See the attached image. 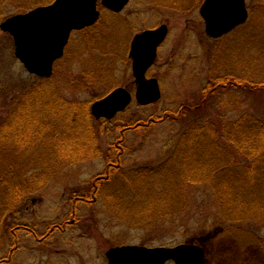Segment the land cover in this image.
Listing matches in <instances>:
<instances>
[{"label":"rangeland","instance_id":"1","mask_svg":"<svg viewBox=\"0 0 264 264\" xmlns=\"http://www.w3.org/2000/svg\"><path fill=\"white\" fill-rule=\"evenodd\" d=\"M204 1L131 0L116 15L103 11L98 25L73 33L48 80L28 73L14 55L12 37L0 28V125L12 116L20 120L14 112L24 97L21 118L31 115L36 124L31 132L37 136L34 144L21 147L8 141L17 125L0 130V264H108L106 254L115 247L179 244L201 245L207 264H264V160L241 165L246 160L240 153L245 144L257 146L261 138H243L235 149L226 135L245 115L264 120V0H246L248 22L213 40L206 37L200 14ZM52 2L0 0V24ZM162 24H168L170 34L147 75L159 80L160 101L146 106L134 101L111 121L93 119L83 132L68 117L53 116V93L66 102H85L87 109L120 87L135 94L131 42L136 34ZM230 74L248 81L216 89L217 97L210 99L212 82L226 83ZM37 98L38 104L28 101ZM50 114L41 127L39 121ZM92 139L101 151L97 157L61 165L66 154L72 160L90 157ZM175 150L185 159H175L174 171L181 161L208 173L188 182L181 177L186 191L177 199L182 201L168 209L169 198L153 192L163 189L165 176L145 172L166 163ZM119 158L124 170L142 173L143 180H115L105 199L99 197L94 206L81 204L82 194H91L87 187ZM235 159L241 164L231 166ZM43 165L55 166L52 177L8 210L11 174L21 171L23 177L24 170L34 173ZM230 181L233 185L226 188ZM137 188L146 194L139 197ZM156 201L159 212L153 220L134 214Z\"/></svg>","mask_w":264,"mask_h":264},{"label":"water","instance_id":"2","mask_svg":"<svg viewBox=\"0 0 264 264\" xmlns=\"http://www.w3.org/2000/svg\"><path fill=\"white\" fill-rule=\"evenodd\" d=\"M98 0H56L52 5L39 7L26 14L15 15L0 24L15 43V55L31 73L50 78L54 64L63 57L71 33L93 26L100 18ZM129 0H102V4L120 12ZM206 21V31L214 38L222 37L244 24L249 13L245 0H206L201 9ZM168 27L145 31L135 37L131 57L134 59V75L138 83L137 101L150 105L161 99L157 79H146L148 69L154 64L158 47L168 35ZM132 103L131 94L124 88L112 92L92 107L98 118L112 119L125 111ZM109 264H206L205 252L196 244L175 247L148 248L124 246L107 253Z\"/></svg>","mask_w":264,"mask_h":264},{"label":"trees","instance_id":"3","mask_svg":"<svg viewBox=\"0 0 264 264\" xmlns=\"http://www.w3.org/2000/svg\"><path fill=\"white\" fill-rule=\"evenodd\" d=\"M213 85H214V89L218 88L219 86H221V82H219L218 80H214L213 81ZM262 85V84H261ZM249 89V87H248ZM31 91V90H30ZM215 91V90H214ZM213 90H211V93L213 92ZM30 95V94H29ZM28 95V96H29ZM25 96V95H24ZM211 96V94H210ZM24 98V97H23ZM23 98H21L20 101H18V109L14 112L17 113L18 116H20V120L19 119H12L11 120H7L2 122V124L0 125V130L2 129L3 126L7 127L8 129H11L13 127H17L14 130L15 135H11L8 139V141H10V144L15 143V144H19L18 146L22 145L26 146L27 144H29L30 142L32 144H34L37 141V136L35 135V133L31 132L34 131L32 130L36 124L35 121L32 119L31 115H27L25 116V118H21V104H22V100ZM49 98V97H47ZM51 99V103L50 106L52 108H57V113L53 114L56 116H60V117H68L69 118V122L71 124H73L74 126H77V124L79 125V131L83 132L84 129L89 128L88 126H91V123L93 122V118L92 115L90 113V109H87V104L85 103H79V102H66L65 100L61 99L60 97H58L57 95H55V93H53V96L50 98ZM211 99V98H210ZM208 99V100H210ZM39 98L37 99H28L29 102H31L32 104H38L39 103ZM54 100V103H53ZM31 104V105H32ZM30 105V106H31ZM195 106V105H194ZM197 109L199 111H202V109H200L198 105H196ZM189 110V109H188ZM187 110V111H188ZM194 113V112H192ZM48 115V114H47ZM47 115H44L43 118L41 119V121H39V124L41 127H43V120L45 121L47 118L51 117L50 116L47 117ZM53 118V117H52ZM17 125V126H16ZM14 129V128H13ZM12 129V130H13ZM28 130L29 132H27V135L22 136V132L25 130ZM31 132V133H30ZM30 133V134H29ZM17 134H21L18 135ZM29 134V138L28 137ZM227 137L230 136L231 143H232V148L234 147L235 149L238 148V146H240L241 142L243 141V138H246V141L254 139L256 140L257 138H261V142L257 143V146L253 145V144H245L243 146L242 151H240V153L243 156V159L246 161H242L243 164L238 163L235 164L234 162H236V159L233 161V164H231V166H236V165H245L246 163L252 164L254 162H257L259 160H264V120L262 118H259L257 116L254 115H245V117L243 116L242 119H240L238 121V123L233 124V126L231 128H228V132L226 133ZM76 136V135H75ZM73 136V137H75ZM242 136V138H241ZM58 138H60V136H57ZM61 138H64V136L61 135ZM72 138V137H71ZM70 139V138H69ZM228 139V138H227ZM66 140V139H65ZM64 140V141H65ZM93 140V141H92ZM92 143L90 144V146H88V149L91 154V156H85V157H81V158H75V159H71L70 156H68L67 154H61L62 156H67L68 159L67 161L63 163H61V165H70L76 162H80V161H84L90 158H95L99 155L100 149H97V146L95 145L94 139H92ZM29 142V143H28ZM253 142V141H252ZM66 143V142H65ZM99 147V146H98ZM218 147H221L218 144ZM241 147V146H240ZM60 155V154H59ZM183 152H180L179 150H175L173 155L167 160L166 163L161 164L159 166H155L151 169L147 168L146 169V175L149 176H159L161 174H163V177L165 176V182L163 184V189L160 190H153L154 194H157L159 196V194H162L166 197L169 198V202L168 200H166V204L168 205V209L171 208L172 205L174 204H178L179 202L182 200H178L177 197L178 196H182L184 195L183 192L186 191L185 188V181H182L183 179H187L188 181H193L197 178H202L205 177L204 173H208L207 171H202V169H197V166H193L192 163H185L183 164L181 161H179L178 163V167L176 169V171H174L172 169L173 166V162L175 161V159L177 157H182L183 159H185V157L183 156ZM181 158V159H182ZM71 159V160H70ZM189 160H191V158H188ZM42 163V162H41ZM70 163V164H68ZM117 165H115V163L112 165L111 167H109L108 171L104 173V177H102L100 179V181H98L97 183L90 185L89 186V191L91 192L90 195L84 194V196L86 197H90L91 202H97L99 200L100 195L105 196V194L107 192H109V188L111 186V182H114L115 180L118 181H133V180H138V179H142V173H139L138 175L135 174L136 170H124V160H121L119 158V160H117ZM44 164V163H42ZM45 164H48V162H46ZM189 165V166H188ZM192 165V166H191ZM164 166V167H162ZM40 170L32 173V171L28 172L26 170H24L22 172V174L24 175L23 177H21V171L17 172V174L14 176L11 174L12 176V180L8 181L9 182V186L6 190V195L9 199V203L6 204V208L9 209H15L19 203H21V199L25 196H30L31 194L35 193V191H37L42 185L43 183L49 178L52 177L51 172H53V169L55 166H53V169H51L48 166H40ZM227 168H225L226 170ZM223 170H220L219 172H217V175L222 174ZM192 172L194 174V176H192L191 174H187ZM30 173H32L30 175ZM181 173V175L179 174ZM135 174V175H134ZM216 175V174H215ZM219 177L218 179H223V177L217 176ZM178 176V180L175 179V177ZM196 176V177H195ZM182 177V180H180ZM146 179V177H144ZM136 182V181H135ZM183 184V185H182ZM233 183L232 181H230V185L226 186V188L232 186ZM100 186H102V189H100ZM141 189L143 191V189H145L144 185H140ZM159 187V186H158ZM140 188V187H139ZM139 188H137V190L133 189L134 191H137V195L140 197V194H146L145 192H138ZM152 192V190H151ZM27 196V197H28ZM176 196V197H175ZM184 197V196H183ZM182 197V198H183ZM159 198H161V196H159ZM105 199V197H104ZM148 201V200H146ZM126 202V201H124ZM160 202L156 201V203L154 204H145L146 209L140 208L139 210L136 208L134 214L141 216L142 214H144L145 216H148V220L151 218L152 220L157 217L155 216L157 212V205H159ZM140 205H143L142 202H140ZM144 206V205H143ZM149 213H148V212ZM158 214V213H157ZM169 213H165L164 216L168 215Z\"/></svg>","mask_w":264,"mask_h":264},{"label":"flooded vegetation","instance_id":"4","mask_svg":"<svg viewBox=\"0 0 264 264\" xmlns=\"http://www.w3.org/2000/svg\"><path fill=\"white\" fill-rule=\"evenodd\" d=\"M162 1V0H161ZM164 1V0H163ZM130 2H131V0L129 1V4H130ZM128 4V5H129ZM127 5V6H128ZM126 6V7H127ZM125 7V8H126ZM124 8V9H125ZM124 11V10H123ZM110 12V11H109ZM108 13V12H107ZM109 14H112V15H116L115 13H109ZM162 25H164V24H162ZM162 25H160V26H162ZM166 25H168V24H166ZM160 26H158V27H160ZM158 27H156V28H158ZM156 28H154V29H156ZM169 30H170V28H169ZM159 58V57H158ZM158 58H157V60H158ZM157 62V61H156ZM156 64V63H155ZM231 76V78L229 79V77ZM227 82L226 83H222L221 82V88H215L214 89V87L211 89V90H216V89H218V90H227V88L228 87H231V85H230V83L232 84V85H236L237 84V81L238 80H240L241 82H244L245 80L246 81H248V79L247 78H245L244 76H240V75H234V74H230V75H227V77H226V79H225ZM243 84V83H242ZM247 84H248V82H247ZM244 85V84H243ZM216 92L214 91V93L212 92L211 93V97L213 98L214 96L215 97H217V94H215ZM82 200H84V198H82Z\"/></svg>","mask_w":264,"mask_h":264}]
</instances>
